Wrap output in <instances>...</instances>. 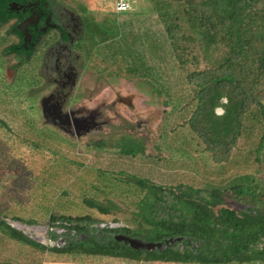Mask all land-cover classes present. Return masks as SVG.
<instances>
[{
    "label": "trees",
    "instance_id": "obj_1",
    "mask_svg": "<svg viewBox=\"0 0 264 264\" xmlns=\"http://www.w3.org/2000/svg\"><path fill=\"white\" fill-rule=\"evenodd\" d=\"M49 1L0 0V26L12 22L15 29L14 20L19 17L11 11V5H45ZM146 1L149 4L146 13L157 15V19L152 20V32L160 42L161 51L170 58L162 63V67L158 64V53H153V61L157 62L156 74L161 78L150 81V85L153 90L159 86L153 93L171 106L170 116L174 114L171 112L178 111L179 121L172 131H187L201 148L199 153L211 154L213 163L221 166L223 174L228 165H241L244 156L250 157L255 166L246 175L247 183L234 185L227 182L217 187H205L203 182L199 187L180 183L165 186L135 174L104 171L98 174V186L93 189L98 200L74 196L85 209L96 210L104 216L112 215L117 223L122 207L128 198H133L131 203L136 209L133 213L137 223L149 233L145 236L147 242L161 243L167 237L189 234L197 243L203 242L199 256L197 252H183L178 246L163 251H132L124 242L101 239L91 232L70 250H49L11 227L4 214L14 210L3 197H0V244L31 245L36 251L34 257L43 254L64 256L70 264L77 261L94 264L89 259L95 258L114 261V264H264V201L261 200L264 197L260 199L257 197L260 192H252L260 188L259 174L264 171V0ZM124 17L123 24L129 16ZM136 25L138 29L143 27L140 19ZM162 25L167 38L160 35ZM130 29L126 26L122 30ZM9 51H15V48L10 47ZM147 52H151V47H146ZM138 56L141 55L138 53ZM119 67L112 68V72L116 73ZM137 68L139 66L135 65ZM224 99L228 102L224 103ZM19 107L20 110L11 116V123L15 127L18 125L15 140L33 150L50 151L40 145L41 140L28 139L29 130L24 127L36 129L39 122L35 115ZM218 108L223 110L222 115L216 113ZM4 120L0 119L1 122ZM168 145L171 158L167 160H173L179 151L170 141ZM116 147L124 158L145 156L146 139L126 137L118 141ZM180 154L184 155L182 150ZM54 159L55 156L49 162L54 164L55 160H62L61 157ZM65 162L77 164L68 158ZM5 174L0 165V182ZM124 183L132 185L139 193L121 195L126 201L119 202L108 190L123 187ZM53 198L50 221L78 225L81 235L87 227L101 223L89 211L83 214L63 208V200L72 198L70 187L54 194ZM252 217H257L260 223H255ZM15 220L24 223L19 217ZM4 250L0 249V256ZM39 262L41 264L40 259Z\"/></svg>",
    "mask_w": 264,
    "mask_h": 264
},
{
    "label": "rangeland",
    "instance_id": "obj_2",
    "mask_svg": "<svg viewBox=\"0 0 264 264\" xmlns=\"http://www.w3.org/2000/svg\"><path fill=\"white\" fill-rule=\"evenodd\" d=\"M55 1L69 4L79 15L91 19L94 33L99 32L98 42L96 44L92 42V45L90 43L86 47L90 61L95 66L99 65L98 68L100 69L102 64L98 63V58L104 54L105 63L107 64V56H109L111 65L106 67V70L112 71V68L120 66L115 71L114 76H108L106 72L105 74L101 73L99 71L103 70L91 66L89 71L83 72L80 86H84L89 94L101 91L106 86L109 90V96H116V98L119 94L141 95L134 102L135 108L120 106L118 111L129 124L139 126L145 132L143 137L146 139V157L124 158L117 156L119 153L116 147V138L119 136L101 135L94 141H90L94 143L92 145L94 147H88L87 143L79 145V143L74 144L73 140H65L57 132L44 125L39 108V96L41 94L37 92L39 87L43 85L40 84L47 79L46 70L41 69L42 67L38 65V62L36 63L35 58L29 64H17L15 56L9 55L7 47H4L13 42L14 37L3 36L4 28L0 26V119H5L0 121V165L6 173L0 182L2 186L0 197H3L14 210L4 214L7 219L15 220L19 217L27 225L48 221L52 215L49 209L53 208L51 205L54 200L53 195L62 193L70 187L72 198L63 200L65 202L64 209L82 212L83 214L85 211H89L91 215L97 216L101 223L114 222V216H104L98 214L96 210H87L74 198L77 196L98 200L99 197L95 195L93 189L98 186V174L104 171L113 174L138 173L142 177L150 178L153 182L165 186H177L180 183L199 187L202 182H209L204 184L205 187H217L225 185L227 182H233L234 185L242 182L247 183L246 175L251 173L249 171H252V167L255 166L250 157L244 156V163L241 165H228L227 172L223 174L220 170L221 166L213 163L211 154L199 153L201 148L196 146L193 142L195 140L187 131H172L173 126L179 121L178 111L171 112L174 114L170 116L168 111L172 109L171 106L167 105L164 100H159L153 93V91L159 90V86L153 90L152 85H150V81L156 82L161 78L156 74L157 62L153 61V53H158L160 66L162 63L168 62L170 58L161 51L160 42L152 32L154 30L152 20L155 18L141 19L147 15L148 2H140L137 5V15H130L116 13L113 6L115 4L113 2L116 0ZM124 15L129 16L125 24H123ZM97 18L100 27L96 23ZM139 19L143 23V27L139 26L140 29L136 25V21ZM126 26L133 29L125 31L124 37H128L127 40H121L123 46H120L117 39L122 38L121 30L125 29ZM161 29L160 35L167 38L164 34L166 31H163L164 25ZM108 32L110 37L115 39L112 41L114 47H98V44H102L108 39ZM146 47H151V52L146 53ZM138 53L141 56H138ZM145 59L148 61L151 59L152 62L149 63ZM135 65L139 68L135 69ZM14 66L16 68H13ZM7 67L15 69L17 74L15 73L14 76L12 75L7 79L4 72ZM35 71H37L36 76L34 75ZM226 101L228 102V99L223 100L224 103H227ZM19 106H22L21 109L28 111L32 116L35 115L39 122V127L36 129L24 127L29 130L26 134L28 139L41 140L40 145L50 151L45 149L33 150L15 140L18 125L15 127L11 123V116L20 110ZM216 113L222 115L223 110L218 108ZM168 141L179 151L173 160H167L171 158V153L167 150V147L169 148ZM181 150L184 155L180 154ZM56 155L60 156L62 160H55L60 158ZM53 156H55L54 164L49 162ZM66 158L77 162V164L65 162ZM159 158H163V161ZM51 166L54 167L51 168ZM261 172L258 180L260 188L252 190L254 193H261L257 195L260 199L261 196L264 197V171ZM32 180L41 182V186ZM6 192L8 194H5ZM108 193H113L119 202H125L126 198L121 195L124 197L135 196L139 192L132 185L128 186L127 183H124L123 187H115L108 190ZM131 200L134 201L133 198H128L126 205L122 207L123 212L118 215V223L123 224L124 227L125 224L129 223L131 229H134L138 223L136 215L133 213L136 209ZM261 200L264 201V199ZM252 220L255 223H260L257 217H252ZM138 230L136 228L135 232L137 233ZM1 248L5 250L0 256V264H40L39 259L41 264H70L64 256L51 255L49 257L48 254H43L41 257H34L36 251L31 245L5 242L0 244ZM89 261L94 264H114V261L112 263L101 258L89 259Z\"/></svg>",
    "mask_w": 264,
    "mask_h": 264
},
{
    "label": "flooded vegetation",
    "instance_id": "obj_3",
    "mask_svg": "<svg viewBox=\"0 0 264 264\" xmlns=\"http://www.w3.org/2000/svg\"><path fill=\"white\" fill-rule=\"evenodd\" d=\"M25 5H22L24 6L22 10H11L16 12L19 17L14 20L16 22L15 29L12 28L14 23H4L3 36L14 37L13 42L4 47H7L9 55L15 56L17 64H29L35 58L36 63L38 62V65L42 67L41 69L46 70L47 79L40 84L43 85L39 87L37 92L41 94L39 96V108L44 125L57 132L65 140H73L74 144L79 143V145L87 143L88 147H94L92 146L94 143L90 141H94L101 135L119 136L116 138L117 143L126 137L144 138L145 132L139 126L129 124L118 111L120 106L135 108L134 102L141 95L119 94L116 98V96H109V90L106 86L101 91L92 94L86 92L87 89L84 86H80L83 72L89 71L91 66H95L88 58L86 47L90 43L92 45V42L96 44L100 36L99 32L94 33L91 19L79 15L72 9L71 5L55 0H50L45 5L41 3ZM96 23L100 27L98 18ZM121 33L122 38L117 39V41L120 46H123L121 40H127L128 36L124 37L126 32L123 30ZM107 38L97 46L114 47L112 41L115 39L110 37V33ZM10 47H14L15 51L10 52ZM98 63L102 64L100 69L98 68L99 65L95 67L98 70H103L99 72L104 74L106 72L108 76H114L111 70H106V67L111 66L109 56H107V64L104 54L99 56ZM4 72L8 79V77L15 75L16 70L7 67ZM36 72L34 73L35 76ZM117 156L121 157L120 154ZM207 183L209 182L204 184ZM110 223L120 224L117 222ZM43 224L49 225L46 244H43L49 250H70L76 243L83 241L80 239L81 236L87 235L88 238L89 232L101 236V239H114L115 241H117L115 237L120 235L147 241L145 235H148V231H143L139 224L134 229H131L129 223L125 224L124 228L112 229L103 226L107 223H100L93 227H87V231L83 235L79 234L78 225L50 220L35 225ZM81 227H84V224ZM136 228L139 229L137 233L135 232ZM44 235L45 233L42 234V236ZM170 239L175 241V245L171 247L178 246L183 252L187 250L191 253L197 252L198 256L202 252L203 242L197 243V240H193L189 234L167 237L164 242ZM178 239L181 241H176ZM126 245L132 251L144 252L133 249L131 244Z\"/></svg>",
    "mask_w": 264,
    "mask_h": 264
},
{
    "label": "water",
    "instance_id": "obj_4",
    "mask_svg": "<svg viewBox=\"0 0 264 264\" xmlns=\"http://www.w3.org/2000/svg\"><path fill=\"white\" fill-rule=\"evenodd\" d=\"M11 8L13 10H22L24 8V6H19L18 4H14L11 5ZM227 102V101H226ZM6 221L11 225V227L20 232L23 233L25 236L29 237L31 240H33L36 243H39L41 245L46 244V240L48 237V229H49V225L48 224H43V225H27L24 223H21L20 221H16V220H10V219H6ZM103 226H108L110 228H124L123 224H116V223H107V224H103ZM45 233L44 236H42V234ZM87 238V235L81 236V240H84ZM116 240L118 242H124L125 244H131L133 249L136 250H142V251H163L166 248L170 247V246H174L175 245V241H173V239L170 240H166L163 243H150L147 241H144L140 238H132L130 236H126V235H120V236H116L115 237ZM176 241H181V239H178ZM60 244H62L60 242ZM52 247H54L53 245H51Z\"/></svg>",
    "mask_w": 264,
    "mask_h": 264
},
{
    "label": "built area",
    "instance_id": "obj_5",
    "mask_svg": "<svg viewBox=\"0 0 264 264\" xmlns=\"http://www.w3.org/2000/svg\"><path fill=\"white\" fill-rule=\"evenodd\" d=\"M146 0H116L114 3L116 13H135L137 5ZM74 264H81L79 261Z\"/></svg>",
    "mask_w": 264,
    "mask_h": 264
},
{
    "label": "crops",
    "instance_id": "obj_6",
    "mask_svg": "<svg viewBox=\"0 0 264 264\" xmlns=\"http://www.w3.org/2000/svg\"><path fill=\"white\" fill-rule=\"evenodd\" d=\"M147 2V1H146ZM145 2V3H146ZM158 14V13H157ZM148 17H155V19H157V15L155 16V15H153V13L151 14V13H147V15L145 16V17H143V18H141V19H144V18H148Z\"/></svg>",
    "mask_w": 264,
    "mask_h": 264
}]
</instances>
